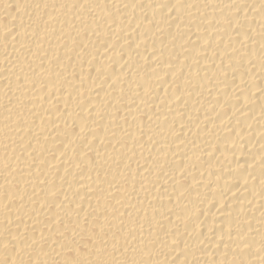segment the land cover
Returning a JSON list of instances; mask_svg holds the SVG:
<instances>
[{"label": "bare ground", "instance_id": "bare-ground-1", "mask_svg": "<svg viewBox=\"0 0 264 264\" xmlns=\"http://www.w3.org/2000/svg\"><path fill=\"white\" fill-rule=\"evenodd\" d=\"M0 264H264V0H0Z\"/></svg>", "mask_w": 264, "mask_h": 264}]
</instances>
